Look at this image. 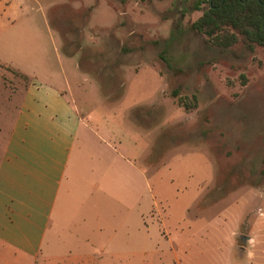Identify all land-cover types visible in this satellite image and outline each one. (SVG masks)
<instances>
[{"label":"rangeland","instance_id":"1","mask_svg":"<svg viewBox=\"0 0 264 264\" xmlns=\"http://www.w3.org/2000/svg\"><path fill=\"white\" fill-rule=\"evenodd\" d=\"M194 1L16 0L0 25V157L23 73L63 61L81 114L144 173L142 264H264V47H216L191 28Z\"/></svg>","mask_w":264,"mask_h":264},{"label":"crops","instance_id":"2","mask_svg":"<svg viewBox=\"0 0 264 264\" xmlns=\"http://www.w3.org/2000/svg\"><path fill=\"white\" fill-rule=\"evenodd\" d=\"M16 12L0 0V25ZM61 65L22 72L30 81L0 157V264H142L154 237L144 173L81 114Z\"/></svg>","mask_w":264,"mask_h":264},{"label":"trees","instance_id":"3","mask_svg":"<svg viewBox=\"0 0 264 264\" xmlns=\"http://www.w3.org/2000/svg\"><path fill=\"white\" fill-rule=\"evenodd\" d=\"M194 10L202 15L193 22L192 30L205 35L216 47L225 50L241 42L248 55L256 46L264 47V0H195ZM173 95L178 97L179 90ZM178 103L187 111L196 106L182 98Z\"/></svg>","mask_w":264,"mask_h":264}]
</instances>
